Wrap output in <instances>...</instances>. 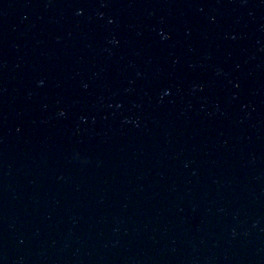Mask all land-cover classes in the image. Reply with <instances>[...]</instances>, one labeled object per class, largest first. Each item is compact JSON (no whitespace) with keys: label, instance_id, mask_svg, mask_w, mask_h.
<instances>
[{"label":"water","instance_id":"1","mask_svg":"<svg viewBox=\"0 0 264 264\" xmlns=\"http://www.w3.org/2000/svg\"><path fill=\"white\" fill-rule=\"evenodd\" d=\"M0 264H264V0H0Z\"/></svg>","mask_w":264,"mask_h":264}]
</instances>
